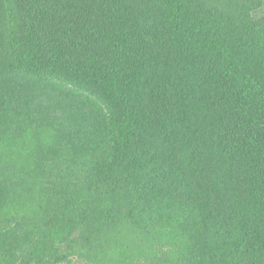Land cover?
Segmentation results:
<instances>
[{
	"label": "trees",
	"instance_id": "1",
	"mask_svg": "<svg viewBox=\"0 0 264 264\" xmlns=\"http://www.w3.org/2000/svg\"><path fill=\"white\" fill-rule=\"evenodd\" d=\"M111 254L264 264V0H0V264Z\"/></svg>",
	"mask_w": 264,
	"mask_h": 264
},
{
	"label": "rangeland",
	"instance_id": "2",
	"mask_svg": "<svg viewBox=\"0 0 264 264\" xmlns=\"http://www.w3.org/2000/svg\"><path fill=\"white\" fill-rule=\"evenodd\" d=\"M126 258H127V256L122 257V258H119V257L111 254L110 257H107L104 260H106L107 264H124V263L127 262ZM139 263H144L143 262V258H141L139 260ZM70 264H87V262L86 261H83L81 259H78V258H73V260H72V262Z\"/></svg>",
	"mask_w": 264,
	"mask_h": 264
}]
</instances>
